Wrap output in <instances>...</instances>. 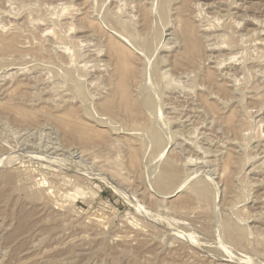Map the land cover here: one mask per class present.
<instances>
[{
  "label": "rangeland",
  "instance_id": "374dc122",
  "mask_svg": "<svg viewBox=\"0 0 264 264\" xmlns=\"http://www.w3.org/2000/svg\"><path fill=\"white\" fill-rule=\"evenodd\" d=\"M116 1L0 0V264H264V0Z\"/></svg>",
  "mask_w": 264,
  "mask_h": 264
},
{
  "label": "bare ground",
  "instance_id": "6f19581e",
  "mask_svg": "<svg viewBox=\"0 0 264 264\" xmlns=\"http://www.w3.org/2000/svg\"><path fill=\"white\" fill-rule=\"evenodd\" d=\"M115 1H116V0H115ZM146 1L148 2V0H146ZM13 2H14V0H13ZM13 2H11V3H13ZM113 2H114V1H113ZM116 2H117V1H116ZM221 2H223V1H221ZM226 2H227V0H226ZM226 2H223V3L227 4ZM230 2H231V1H230ZM7 3H8V1H7ZM11 3H10V4H11ZM18 3H19V2H18ZM140 3H141V2H140ZM231 3H232V2H231ZM13 4H14V3H13ZM34 4H35V3H34ZM118 4H120V3H118ZM137 4H138V3H137ZM196 4H198V3H196ZM196 4H195V5H196ZM212 4H213V3H212ZM225 4H224V5H225ZM6 5H7V4H6ZM11 5H12V4H11ZM19 5H20V4H19ZM116 5H117V4H116ZM139 5H140V4H139ZM141 5H143V4L141 3ZM141 5H140L139 7H141ZM147 5H148V4H147ZM219 5H220V4H219ZM224 5L221 4V6H223V7H224ZM29 6H30V4H29ZM31 6H32V5H31ZM120 6H121V5H120ZM196 6L198 7V5H196ZM196 6H195V7H196ZM204 6H205V5H204ZM212 6H213V5H212ZM217 6H218V5H217ZM229 6L231 7V4H230ZM235 6H236V5H235ZM235 6H234V8H235ZM13 7H14V6H13ZM34 7H35V5H34ZM137 7H138V6H137ZM197 7H196V8H197ZM215 7H216V6H215ZM215 7H214V8H215ZM227 7H228V6H227ZM230 7H228V8H230ZM232 7H233V6H232ZM64 8H65V7H64ZM145 8H146V7H145ZM183 8H184V7H183ZM202 8H203V7H202ZM209 8H210V7H209ZM209 8H208V9H209ZM2 9H5V8H2ZM65 9H66V8H65ZM65 9H64V12H65ZM124 9H125V8H124ZM129 9H131V8H129ZM146 9H147V8H146ZM204 9L206 10V8H204ZM218 9H219V8H218ZM62 10H63V9H62ZM198 10H199V8H198L197 11H195V12H198V14L200 15L202 12H201V10H200V11H198ZM214 10H215V9H214ZM214 10H213V11H214ZM209 11H210V10H209ZM220 11H221V10H220ZM233 11H234V9H233ZM2 12H3V11H2ZM5 12H6V11H5ZM7 12H8V11H7ZM64 12H63V13H64ZM139 12H140V16H141L142 21L145 22V21L147 20V18L149 17L148 14H147V12H146V10H145V9H140ZM176 12H178V11H176ZM181 12H182V11H181ZM188 12H189V11H188ZM216 12H217V11H216ZM228 12H229V11H227V15L230 17L231 14L229 15ZM0 13H1V12H0ZM178 13H179V12H178ZM208 13H209V12H208ZM4 14H5V13H4ZM11 14H12V13H11ZM198 14L196 13L197 16H198ZM209 14H210V13H209ZM6 15H7V14H6ZM138 15H139V14H138ZM194 15H195V13H194ZM196 15H195V16H196ZM201 15H202V14H201ZM210 15H211V14H210ZM220 15H221V14H220ZM225 15H226V14H225ZM225 15H224V16H225ZM7 16H8V15H7ZM179 16H180V15H178V17H179ZM192 16H193V14H192ZM197 16H196V17H197ZM215 16H216V15H214V17H215ZM232 16H233V15H232ZM178 17H176V20H175L176 22L178 21ZM182 17H183V15H182ZM198 17H200V16H198ZM205 17H206V16H205ZM205 17H204V18H205ZM207 17H208V16H207ZM211 17H212V16H211ZM229 17H228V18H229ZM174 18H175V17H174ZM217 18H218V17H217ZM217 18L215 17V19H217ZM232 18H233V17H232ZM179 19H181V18H179ZM189 19H190V18H189ZM189 19H188V21H189ZM192 19H193V18H192ZM199 19H200V18H199ZM205 19H206V18H205ZM215 19H214V20H215ZM222 19H223V18H222ZM225 19H226V18H225ZM80 20H81V19H80ZM181 20H183V19H181ZM186 20H187V19H186ZM197 20H198V19H197ZM218 20H219V19H217V21H218ZM220 20H221V19H220ZM227 20H228V19H227ZM37 21H38V20H37ZM83 21H84V20H83ZM190 21H191V20H190ZM198 21H199V20H198ZM230 21H231V20H230ZM233 21H234V20H233ZM233 21H232V22H233ZM248 21H249V20H248ZM81 22H82V21H81ZM207 22H208V21H207ZM214 22H215V21H214ZM214 22H213V24L217 23V22H215V23H214ZM218 22H219V21H218ZM227 22H229V21H227ZM232 22H231V24H232ZM262 22H263V21H262ZM44 23H45V22H44ZM44 23H42V24H44ZM66 23H67V22H66ZM140 23H141V22H139V24H140ZM178 23H179V22H178ZM209 23H210V22H209ZM222 23H223V21H222ZM224 23H225V22H224ZM229 23H230V22H229ZM235 23H236V22H235ZM258 23H259V22H258ZM50 24H51V22H50ZM141 24H142V23H141ZM184 24H185L186 26H184V29H180V30H181V32H182L183 35H184V39H185V42H184V43H187V46H188V45H190V43H191V36H190L189 28H188V26H187V22H185ZM188 24H190V23H188ZM193 24H194V23H193ZM200 24H202V23L200 22ZM203 24H204V23H203ZM210 24H211V23H210ZM217 24H219V23H217ZM217 24L215 25V29H217V28H216V27H217ZM63 25L65 26L64 22H63ZM66 25H67V24H66ZM84 25H86V24H84ZM191 25H192V24H191ZM224 25H225V24H224ZM224 25H223V26H224ZM232 25H235V26H236V24H234V23H233ZM42 26H43V25H42ZM57 26H58V24H57ZM64 26H63V27H64ZM94 26H95V25H94ZM192 26H194V25H192ZM192 26H191V27H192ZM238 26H239V25H238ZM263 26H264V25H261V27H263ZM69 27H70V26H69ZM69 27H68V28H69ZM71 27H72V26H71ZM73 27H74V26H73ZM73 27H72V28H73ZM172 27H173V26H172ZM194 27H195V26H194ZM204 27H205V26H204ZM206 27H207V25H206ZM206 27H205V28H206ZM208 27L210 28V25H209ZM224 27H225V26H224ZM227 27H228V26H227ZM233 27H234V26H233ZM233 27H232V28H233ZM44 28H46V27L44 26ZM81 28H82V27H81ZM198 28H199V27H198ZM218 28H219V27H218ZM221 28H222V30H223V27H221ZM51 29H52V28H51ZM70 29H71V28H69V30H70ZM84 29H85V28H84ZM207 29H208V28H207ZM207 29H203V28H202V31L206 32ZM227 29H228V28H227ZM229 29H230V28H229ZM260 29H261V28H260ZM43 30H44V29H43ZM64 30H65V29H64ZM69 30H67V31H69ZM80 30H82V29H80ZM193 30H195V29H193ZM208 30H209V29H208ZM211 30H212V29H211ZM213 30H214V29H213ZM213 30H212V31H213ZM220 30H221V29H220ZM235 30H236V29H235ZM47 31H48V30H47ZM67 31L65 30V32H67ZM72 31H73V30H72ZM76 31H77V30H76ZM84 31H85V30H84ZM214 31H216V30H214ZM214 31H213V33H214ZM218 31H219V30H218ZM223 31H224V30H223ZM16 32H17V31H16ZM49 32H51V31H48L47 33H49ZM57 32H59V31H57ZM74 32H75V30H74ZM79 32L81 33V31H79ZM79 32H78V33H79ZM208 32H209V31H207V33H208ZM221 32H222V31H221ZM261 32H262V31H260L259 34H260ZM44 33H45V32H44ZM47 33H46V35H47ZM67 33H69V32H67ZM67 33H66V34H67ZM111 33H112V32H111ZM179 33H180V32H179ZM193 33H194V32H193ZM198 33H200V30L198 31ZM211 33H212V32H211ZM223 33H224V32H223ZM227 33H230V30H229V32H227ZM227 33H226V34H227ZM262 33H264V32H262ZM49 34H50V33H49ZM57 34L59 35V33H57ZM60 34H61V33H60ZM64 34H65V33H64ZM66 34H65V35H66ZM72 34H73V36H74V33H73V32H72ZM72 34H71V36H72ZM75 34H76V33H75ZM214 34H215V33H214ZM218 34H220V33L218 32ZM226 34L224 33V35H226ZM232 34L236 35L234 32H233ZM16 35H17V34H16ZM20 35H21V34H20ZM38 35H39V34H38ZM44 35H45V34H44ZM65 35H64V36H65ZM115 35H116V34H115ZM193 35H194V34H193ZM202 35H203V34H202ZM202 35H201V36H202ZM212 35H213V34H212ZM216 35H217V34H216ZM227 35H228V34H227ZM227 35H226V36H227ZM229 35H230V34H229ZM234 35H233V36H234ZM250 35H251V34H250ZM260 35H263V34H260ZM39 36H40L39 38H40V40H41V38H42L43 36H41V34H40ZM52 36H53V33H52ZM54 36H55V35H54ZM64 36H63V37H64ZM66 36H67V35H66ZM73 36H72V38H73ZM95 36H96V35H95ZM107 36L109 37V35H107ZM203 36H204V35H203ZM206 36H207V35H206ZM209 36H211V34H209ZM214 36H215V35H214ZM221 36H223V35L220 34V38H221ZM226 36H225V37H226ZM248 36H249V35H248ZM251 36H252V35H251ZM253 36H254V34H253ZM253 36H252V37H253ZM18 37H19V36H18ZM48 37H49V36H48ZM56 37H57V36H55L53 39H55ZM67 37H70L69 34H68ZM67 37H66V38H67ZM74 37H75V36H74ZM121 37H123V35H122ZM215 37H216V36H215ZM223 37H224V36H223ZM237 37H238V35H237ZM242 37H243V36H242ZM246 37H247V35H246ZM249 37H250V36H249ZM19 38H20V37H19ZM34 38H35V36H34ZM34 38H33V39L31 38V39L34 40ZM44 38H46V36H44ZM70 38H71V37H70ZM70 38H69V40H70ZM72 38H71V40H72ZM209 38H210V37H209ZM213 38H214V37H213ZM213 38H212V39H213ZM217 38H218V35H217ZM217 38H215V39H217ZM233 38H234V37H233ZM235 38H236V37H235ZM243 38H244V37H243ZM50 39H51V38H50ZM57 39H59V38H56V40H57ZM63 39H64V38H63ZM63 39H61V41H63ZM73 39H74V38H73ZM104 39H105V38H104ZM104 39H103V40H104ZM112 39H113V38H112ZM206 39H207V38H206ZM231 39H232V37H231ZM241 39H242V38H241ZM36 40L38 41V39H36ZM40 40H39V41H40ZM42 40H43V38H42ZM47 40H48V39H47ZM47 40H44V42H46ZM56 40H54V41H56ZM74 40H75V39H74ZM77 40H78V39H77ZM77 40H75V41L78 43V45L80 44L79 46H81V43H82V42L79 43ZM107 40H109V39L107 38ZM119 40H120L121 42H123V44H124V43L127 44V43H126L127 41L125 42V41L123 40V38H122V39L119 38ZM177 40H178V39H177ZM218 40H219V38H218ZM233 40H234V39H233ZM256 40H257V39H256ZM37 41H36V42H37ZM39 41H38L37 43H39ZM75 41H74V42H75ZM79 41H80V40H79ZM109 41H110V40H109ZM175 41H176V40H175ZM207 41H208V40H207ZM214 41H215V40H214ZM214 41H212V43H213ZM230 41H231V40H230ZM234 41H236V39H235ZM243 41H244V39H243ZM248 41H249V40H248ZM44 42H43V44H40V43H39L40 46L43 45V46H41V47H43V48H37V49H35V50L33 51V57H31L32 59L34 58V60H35L36 57H41V56H43L44 53L47 51V47H51V46H53V45H51V43L53 44V42L50 41L51 43L49 42L48 45H51V46H47V45H46L47 47L45 48V49H46V50H45V49H44ZM63 42L66 43L67 41L65 42V40H64ZM63 42H62V44H63ZM72 42H73V40H72ZM74 42H73V43H74ZM93 42H94V41H93ZM103 42H104V41H103ZM171 42H173V41H171ZM216 42H217V41H216ZM216 42H215V43H216ZM224 42H226V41H224ZM224 42H223V40H222V42H221L223 46L226 44V43H224ZM252 42H253V40H252ZM255 42H256V45H258L259 47H263V48H264V39H263V40H262V39H261V40L259 39V40L255 41ZM37 43H34V42H33V45H34V44L37 45ZM55 43H56V42H55ZM57 43H58V42H57ZM68 43H69V41H68ZM117 43H118V42H117ZM179 43H181V42H179ZM194 43H195V42H194ZM247 43H248V42H247ZM247 43H246V44H247ZM253 43H254V42H253ZM46 44H47V43H46ZM59 44H60V42H59ZM62 44H61V45H62ZM69 44H70V43H69ZM90 44H91V43H90ZM98 44H99V43H98ZM106 44H107V43H106ZM106 44H105V45H106ZM128 44H129V43H128ZM175 44H176V43L174 42V47H175ZM208 44H209V42H208ZM208 44H207V45H208ZM216 44H218V45H220V46L222 47V45H221L220 43H216ZM216 44H214L215 46H213V45H212V46H213V47H216ZM228 44H229V43H228ZM230 44H231V42H230ZM57 45H58V44H57ZM57 45H55V48H56V49H57ZM91 45H92V44H91ZM115 45H116V44H115ZM115 45H114V43L108 42V46H107V55H110L112 58L116 59L115 61H116V63H117V68H120L121 65H122L123 63H122V61L120 60V58H115V57H117L116 55L118 54V52L116 51L117 47H116ZM130 45H131V44H130ZM195 45H196V43L194 44V46H195ZM235 45H236V43H235ZM64 46H69V45H67V44H63V49L66 48V47H64ZM92 46H93V45H92ZM92 46L90 47V50H91V48H92L91 51H93V49H94L95 47H97L96 45H95V47H92ZM100 46H101V44H100ZM128 46H129V45H128ZM168 46H169V45H168ZM168 46L165 45L164 48H168ZM172 46H173V43H172ZM172 46H171V48H172ZM177 46H179V45H178V42H177ZM180 46H181V44H180ZM212 46H211V47H212ZM226 46H227V45H226ZM246 46H247V45H246ZM23 47H24V46H23ZM72 47H73V46H70L71 49H72ZM83 47H84V46H83ZM85 47H86V45H85ZM125 47H126V46H125ZM174 47H173V48H174ZM197 47H198V45H197ZM197 47H195V48L197 49ZM206 47H208V46H206ZM211 47H210V48H211ZM221 47H220V48H217V47H216V48L211 49V50H212V52H214V53H215V52L220 53V52L222 51V49L224 48V47H223V48H221ZM256 47H257V46H256ZM58 48H59V47H58ZM173 48H172V49H173ZM204 48H205V47H204ZM227 48H228V47H227ZM25 49H27V48H25ZM28 49H29V48H28ZM33 49H34V48H33ZM60 49H61V47H60ZM60 49H58V50L60 51ZM63 49H62V50H63ZM71 49L69 50L70 53H71ZM86 49H88V48H86ZM95 49H96V48H95ZM98 49H99V48H97V50H98ZM100 49H101V48H100ZM174 49H175V48H174ZM207 49H208V48H207ZM238 49H239V48H238ZM253 49H254V48H253ZM256 49H257V48H256ZM259 49H262V48H259ZM128 50H129V49H128ZM189 50H190V49H188V52H189ZM193 50H195V49H193ZM193 50H192V51H193ZM208 50H209V52L211 51L210 49H208ZM208 50H207V51H208ZM29 51H30V50H29ZM48 51H49V50H48ZM67 51H68V49H65L64 54H67V53L69 54V52H67ZM87 51H89V50H87ZM129 51H131V50H129ZM168 51H169V49H168ZM181 51H182V50H181ZM225 51H226V50H225ZM227 51H228V52H224V54L226 53V54H225L226 57L224 58V56H222L224 59L221 58L222 61H220V63H217L218 65H220V67L223 66V63H224V62L226 63V62L230 61V63H231V61H234L235 56H233V55H236V53L238 52L234 47H233V48H230V49H227ZM259 51H260V50H259ZM25 52H26V51H25ZM57 52H58V51H57ZM65 52H67V53H65ZM73 52L75 53L74 50H73ZM76 52H77V54H78V51H77V50H76ZM98 52H99V51H98ZM98 52H96V53H91V54H90V55H91L90 57L92 58V61H93V62L96 61L95 59H98V60H99L98 57H100V56H99L100 54H99ZM103 52H104V51H103ZM179 52H180V51H179ZM195 52H196V51H195ZM195 52H193V53H195ZM198 52H199V51H198ZM212 52H211V54H212ZM222 52H223V51H222ZM242 52H243V51H242ZM257 52H258V51H257ZM29 53H30V52H29ZM55 53H56V52H55ZM131 53H132V51L129 52L130 55H132ZM217 53H216V54H217ZM238 53H240V52H238ZM238 53H237V54H238ZM27 54H28V53H27ZM30 54H31V53H30ZM30 54H29V55H30ZM47 54H48V52H47ZM47 54H46V55H47ZM56 54L58 55V53H56ZM98 54H99V55H98ZM104 54H105V53H104ZM216 54H215V55H216ZM220 54H221V53H220ZM220 54H218V55H220ZM71 55H72V56L69 57L70 60H71L73 57H74V60H75L76 57H77V59H78V55L75 57L76 53H75V55H74L73 53H72ZM73 55H74V56H73ZM86 55H88V52H87ZM120 55H121V54H120ZM127 55H128V54H126L125 56H127ZM215 55H214V56H215ZM240 55H241V54H239V56H240ZM31 56H32V55H31ZM58 56H60V55H58ZM68 56H70V54L67 55V58H68ZM79 56H80V54H79ZM83 56L85 57V55H83ZM125 56H124V57H125ZM170 56H171V54H170ZM211 56H213V55H211ZM43 57H44V56H43ZM62 57L64 58V56H62ZM118 57H119V55H118ZM128 57H129V56H128ZM208 57H209V56H208ZM46 58H47V56H46ZM59 58H60V57H59ZM63 58H62V59H63ZM65 58H66V55H65ZM67 58H66V59H67ZM79 58H80V57H79ZM81 58H83V57H81ZM86 58L89 59V56L86 57ZM100 58H101V57H100ZM174 58H175V57H174ZM174 58L172 57V58H169V59H173V60L175 61ZM177 58H178V56H177ZM218 58H219V57H218ZM218 58H217V56H216V59H215V60H216L217 62H218ZM39 59H42V57L39 58ZM44 59H45V58H44ZM60 59H61V58H60ZM101 59H103V58H101ZM105 59H106V58H105ZM107 59H108V57H107ZM117 59H118V61H117ZM125 59H126V58H125ZM130 59L132 60V56H131ZM169 59H168V62L170 61ZM207 59H208V58H207ZM207 59H206V60H207ZM211 59H212V58H211ZM219 59H220V58H219ZM239 59H240V57H239ZM79 60H80V59H79ZM131 60H130V61H131ZM208 60H210V59H208ZM212 60H213V59H212ZM212 60H210V61H212ZM215 60H213L214 64H215V62H216ZM235 60H237V59H235ZM260 60H261V59H259V61H260ZM263 60H264V59L262 58V61H263ZM36 61H38V60H36ZM83 61H84V60H83ZM85 61H86V60H85ZM85 61H84V64H85ZM87 61H88V60H87ZM92 61H91V62H92ZM126 61H129V60L126 59ZM177 61H178V60H177ZM179 61H180V60H179ZM179 61H178V62L175 61V64H177L176 66H178V65L180 66L181 63H179ZM210 61H209V62H210ZM256 61H257V60H256ZM32 62H33V61H32ZM68 62H69V61H68ZM72 62H74V61H72ZM96 62H97V61H96ZM98 62H99V61H98ZM170 62H171V65H172L173 62H172V61H170ZM180 62H181V61H180ZM234 62H235V61H234ZM238 62H240V61L238 60ZM69 63H71V62H69ZM69 63H67V64H69ZM79 63H80V64L82 63L81 60H80ZM100 63H101V61H100ZM178 63H179V64H178ZM262 63H264V62H262ZM31 64H32V63H31ZM71 64H73V63H71ZM86 64H87V62H86ZM226 64H227V63H226ZM253 64H254V63H253ZM255 64H256V63H255ZM44 65H46V64H44ZM162 65H163V64H162ZM169 65H170V64H169ZM228 65H229V62H228ZM260 65H261V64H260ZM93 66H94V65H92V67H93ZM95 66H96L97 68L99 67L98 65H95ZM164 66H165V65H164ZM172 66H174V65H172ZM179 66H178V67H179ZM181 66H182V65H181ZM215 66H217V65H215ZM230 66H231V65H230ZM76 67H77V66H76ZM90 67H91V66H90ZM96 67H95V68H96ZM225 67H227V65H226ZM256 67H257V66H256ZM83 68H85V67H83ZM87 68H88V67H87ZM162 68H163V67H162ZM162 68H161V69H162ZM215 68H216V67H215ZM210 69H212V68H210ZM216 69H218V66H217ZM216 69H215V71H216ZM98 70H100V69L98 68ZM167 70H168V69H167ZM172 70H173V69H172ZM181 70H183V69H181ZM186 70H187V69H186ZM230 70H231V69H230ZM235 70H236V69H235ZM100 71H101V70H100ZM188 71H189V70H187V72H188ZM217 71H218V70H217ZM232 71H233V70H232ZM232 71H231V72H232ZM32 72H33V71H32ZM32 72H31V73H32ZM161 72H163V71H161ZM167 72H168V71H167ZM181 72H183V71H181ZM226 72H227V71H226ZM231 72H230V73H231ZM234 72H236V71H234ZM132 73H134V72H132ZM164 73H165L166 75H168V74L171 73V72H170V71H169L168 73L163 72V74H160V73H159L160 75H163V76H165V78H167L166 75H164ZM188 73H189V72H188ZM191 73H192V71H191ZM215 73H216V72H215ZM221 73H222V72H221ZM223 73H224V72H223ZM262 73H263V72H262ZM192 74H193V73H192ZM196 74H197V73H196ZM208 74H212V72H211V73L209 72ZM219 74H220V73H219ZM228 74H229V72H228ZM235 74H236V73H235ZM256 74H257V73H256ZM258 74H259V73H258ZM260 74H261V73H260ZM134 75H135V74H134ZM190 75H191V74H190ZM206 75H207V74H206ZM206 75H205V76H206ZM212 75H213V74H212ZM217 75H218V74H217ZM226 75H227V74H226ZM178 76H179V75H178ZM194 76H195V75H194ZM210 76H211V75H210ZM213 76H214V75H213ZM215 76H216V75H215ZM218 76H219V75H218ZM220 76H221V75H220ZM222 76L224 77V75H222ZM230 76H231V75H229L228 77L230 78ZM233 76H234V75H233ZM132 77L135 79L134 76H132ZM161 77H162V76H161ZM170 77H171V76H170ZM187 77H188V74H187ZM189 77H191V76H189ZM192 77H193V76H192ZM225 77H226V76H225ZM228 77H227V78H228ZM234 77H235V76H234ZM234 77H232L231 80H232ZM210 78H212V77H210ZM208 79H209V78H208ZM225 79H226V78H225ZM225 79H224V80H225ZM132 80H133V79H132ZM184 80H185V79H184ZM189 80H190V79H189ZM222 80H223V79H222ZM235 80H236V77H235ZM235 80H233L234 82L232 81V82H233V83H232L233 85H234V83H235ZM226 82H227V80H226ZM238 82H239V81H238ZM236 83H237V82H236ZM225 84H226V83H225ZM232 84H231V85H232ZM220 85H221V84H220ZM229 85H230V84H229ZM237 85H238V84H237ZM126 86H127V85H126ZM53 87H54V85H53ZM53 87H52V88H53ZM55 87H58V86H55ZM217 87H218V86H217ZM221 87H222V85L219 86V88H221ZM227 87H228V86H227ZM236 87H237V86H236ZM121 88H122V87H121ZM121 88L119 87V89L116 90V92H115V96H122V95L125 94L124 92H125L126 90H129V89H125V90H124V87H123V89H121ZM127 88H128V87H127ZM225 88H226V87H224L223 89H225ZM62 89H64V88H62ZM221 89H222V88H221ZM231 89H232V88H231ZM107 90H108V93H112V91H113V87H111L110 89H107ZM123 90H124V91H123ZM201 90H203V89H201ZM233 90H235V89H233ZM223 91H224V90H223ZM235 91H236V90H235ZM239 91H240V89H239ZM244 91H245V90H244ZM55 92H56V91H55ZM55 92H54V93H55ZM237 92H238V91H237ZM246 92H248V91H246ZM229 93H230V92H229ZM211 95H212V93L210 94V97H212ZM215 95H216V94H215ZM238 95H239V94H238ZM128 96H129V95H128ZM213 96H214V95H213ZM216 96H217V95H216ZM57 97H58V96H57ZM60 97H61V96H60ZM124 97H126V96H124ZM121 98H122V97H121ZM54 99H55V98H54ZM214 99H215V98H214ZM55 100H57V99H55ZM60 100H61V99H60ZM69 100H71V99H69ZM53 101H54V100H53ZM55 102H56V101H55ZM99 103H100L101 108L104 109V110H105V109H108V107H109V105H110V101L107 102V103L103 102L102 104H101V102H99ZM132 103H134V102L132 101ZM98 105H99V104H98ZM110 106H111V105H110ZM164 106H165V105H164ZM166 106H167V105H166ZM166 106H165V107H166ZM97 107H98V106H97ZM170 107H171V106H170ZM170 107H168V108H170ZM99 108H100V107H99ZM101 108H100V109H101ZM72 110H73V109H71V111H72ZM98 110H99V109H98ZM184 110H185V109H184ZM196 110H197V109H196ZM105 111H106V110H105ZM166 111H168V110H166ZM199 112H200V111H199ZM201 112H202V111H201ZM72 113H73V112H72ZM74 113H76V112H74ZM197 113H198V112H197ZM136 116H137V115H135V118H137ZM183 140H184V139H183ZM185 141H186V140H185ZM143 147H144V146H143ZM145 147H146V146H145ZM262 154H263V153H262ZM262 154H261V155H262ZM255 156H256V155H255ZM230 157H231V156H230ZM231 158H232V157H231ZM229 160L231 161L232 159L229 158ZM230 161H229V162H230ZM172 162H173V161H172ZM227 164H228V163H227ZM263 164H264V163H263ZM191 165H192V164H191ZM225 165H226V164H225ZM228 165H229V164H228ZM225 167H227V166H225ZM223 170H224V169H223ZM263 170H264V169H263ZM261 172H262V171H261ZM254 173H255V172H254ZM215 174H216V173H215ZM218 174H219V173H218ZM262 174H263V173H262ZM165 176H166V175H165ZM218 178H219V177H218ZM168 180H169V179H168ZM196 185H197V184H196ZM178 187H179V186H178ZM228 187H229V186H228ZM230 188H231V187H230ZM167 189H168V188H167ZM229 190H230V189H229ZM165 196H166V195H165ZM190 199H191V198H190ZM261 200H263V198H262ZM244 209H245V208H244ZM243 211H244V210H243ZM263 215H264V213H263Z\"/></svg>",
  "mask_w": 264,
  "mask_h": 264
}]
</instances>
